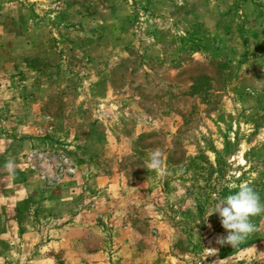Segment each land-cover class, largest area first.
Listing matches in <instances>:
<instances>
[{"label":"rangeland","instance_id":"1","mask_svg":"<svg viewBox=\"0 0 264 264\" xmlns=\"http://www.w3.org/2000/svg\"><path fill=\"white\" fill-rule=\"evenodd\" d=\"M261 6L264 0H0V47L35 42L43 31L45 44L75 47V59L97 62V68L73 67L72 76L83 88L99 76L114 93L104 101L89 96L77 102V82L67 101L74 108L67 115L55 104L29 135L8 132L19 142L23 170L33 177L22 164L29 149H49L68 155L78 174V161L100 156L104 122L109 139L127 140L119 148L118 172L131 182L151 176L158 181L153 188H163L152 195L161 210L153 213L154 222L166 221L163 229L151 228L152 250L159 255L153 264H264V214L251 218L255 231L235 248L217 242L227 233L218 214L209 216L219 199L234 193L228 185L247 183L264 203L260 58L246 63L223 58L230 33L245 47L260 45ZM32 24L36 28L27 34ZM78 47H88L87 52L82 56ZM60 119L69 125L86 122L84 137L90 141L85 147L67 148L69 132ZM47 123L53 131L36 136L34 129ZM153 149L162 153L158 170L145 166ZM77 174L53 189L33 181L41 192L66 185L77 191ZM22 214L17 219L31 217ZM9 219L0 212V264H61L45 259L42 239L17 236Z\"/></svg>","mask_w":264,"mask_h":264},{"label":"crops","instance_id":"2","mask_svg":"<svg viewBox=\"0 0 264 264\" xmlns=\"http://www.w3.org/2000/svg\"><path fill=\"white\" fill-rule=\"evenodd\" d=\"M262 9L260 45L245 47L241 38L228 33L230 45L225 47L223 58L229 63L239 60L246 63L253 56L260 58V117L264 118ZM35 28L36 25L32 24L27 28V34ZM16 38L21 37L17 35ZM45 39L42 31L35 42L27 39L22 45L19 43L23 47H0V212L10 216L9 227L15 226L17 236L25 238L32 235L34 239L46 242L47 246L42 247L48 253L45 259L58 260L61 264H110L112 261H116L115 264H153L159 255L152 250L155 237L150 235L151 228L158 224L157 228L163 229L166 221L154 222L153 213L157 215L161 210L154 207L152 195L155 192L160 194L163 188H153L158 181L151 176L131 182L118 172L122 154L119 148L127 140L109 139L108 126L104 122L100 156L95 157L96 161L89 158L78 161L76 178L81 187L77 191L73 185H66L54 191L41 192L33 177L21 166V155L16 150L19 142H14L7 133H15V137L29 135L41 116L51 111L55 104L60 106L61 114L67 115L69 108H74L71 102L67 104L71 100V90L81 80L72 76L73 67L76 65L81 71L98 67L97 62L89 58L83 60L80 56L75 59L72 55L75 47H51L48 41L44 43ZM210 48L207 47L206 52ZM87 49L77 48L82 56ZM213 56L218 58L217 54ZM108 83L105 77L99 76L86 81L85 88L79 83V87L88 92H81L79 88L73 100L78 102L91 96L104 101L114 97ZM65 121L61 120L60 125L69 132L67 148L85 147L90 141L84 137L87 126L86 129L82 126L86 122L77 121L75 125H69ZM77 131L83 134L78 136ZM128 142L131 145V140ZM9 160L14 162L11 170L4 168ZM26 200L30 201L28 205ZM26 212L31 213L26 222L17 219L21 213L25 216ZM28 222L32 225L28 226ZM27 227H32L33 231ZM9 235L6 233L5 236ZM44 236H47V241L43 240Z\"/></svg>","mask_w":264,"mask_h":264},{"label":"clouds","instance_id":"3","mask_svg":"<svg viewBox=\"0 0 264 264\" xmlns=\"http://www.w3.org/2000/svg\"><path fill=\"white\" fill-rule=\"evenodd\" d=\"M162 153L159 149L150 150L145 160V166L151 170L161 167ZM14 162L9 160L4 168L11 170ZM229 191L226 197L219 199L211 208L210 214H218L220 223L226 231V236L217 238V242L223 245L238 247L251 233L255 231V225L251 218L264 214V203H261L259 194L247 183L228 185Z\"/></svg>","mask_w":264,"mask_h":264},{"label":"built area","instance_id":"4","mask_svg":"<svg viewBox=\"0 0 264 264\" xmlns=\"http://www.w3.org/2000/svg\"><path fill=\"white\" fill-rule=\"evenodd\" d=\"M44 120L49 122V117L46 116ZM52 131V125L47 123L44 128L34 129V134L44 137ZM22 164L45 189H53L77 174L76 165L68 155L49 149H29L24 154Z\"/></svg>","mask_w":264,"mask_h":264}]
</instances>
